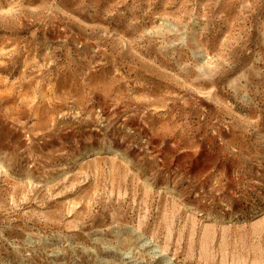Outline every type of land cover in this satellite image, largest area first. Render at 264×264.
<instances>
[{
    "label": "rangeland",
    "instance_id": "obj_1",
    "mask_svg": "<svg viewBox=\"0 0 264 264\" xmlns=\"http://www.w3.org/2000/svg\"><path fill=\"white\" fill-rule=\"evenodd\" d=\"M0 264H264V0H0Z\"/></svg>",
    "mask_w": 264,
    "mask_h": 264
}]
</instances>
